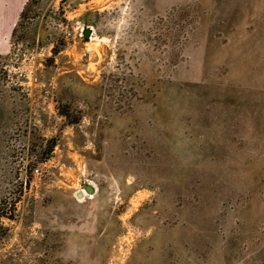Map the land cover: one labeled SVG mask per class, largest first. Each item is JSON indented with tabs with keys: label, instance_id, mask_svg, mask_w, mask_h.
I'll list each match as a JSON object with an SVG mask.
<instances>
[{
	"label": "rangeland",
	"instance_id": "374dc122",
	"mask_svg": "<svg viewBox=\"0 0 264 264\" xmlns=\"http://www.w3.org/2000/svg\"><path fill=\"white\" fill-rule=\"evenodd\" d=\"M10 43L0 264H264V0H37Z\"/></svg>",
	"mask_w": 264,
	"mask_h": 264
},
{
	"label": "crops",
	"instance_id": "0c3cea01",
	"mask_svg": "<svg viewBox=\"0 0 264 264\" xmlns=\"http://www.w3.org/2000/svg\"><path fill=\"white\" fill-rule=\"evenodd\" d=\"M28 0H0V54L10 52L11 35Z\"/></svg>",
	"mask_w": 264,
	"mask_h": 264
},
{
	"label": "water",
	"instance_id": "95a60500",
	"mask_svg": "<svg viewBox=\"0 0 264 264\" xmlns=\"http://www.w3.org/2000/svg\"><path fill=\"white\" fill-rule=\"evenodd\" d=\"M90 28H85L84 32H83V37L86 39L89 37L90 35ZM84 189L86 190L87 193L92 194L94 193V187L92 186V184L87 183L84 185ZM76 196L78 198H81L83 196V193L81 191L77 192Z\"/></svg>",
	"mask_w": 264,
	"mask_h": 264
},
{
	"label": "trees",
	"instance_id": "16d2710c",
	"mask_svg": "<svg viewBox=\"0 0 264 264\" xmlns=\"http://www.w3.org/2000/svg\"><path fill=\"white\" fill-rule=\"evenodd\" d=\"M36 1H37V0H28V1L26 2V4L24 5L23 9H22L21 12H20V15H19L18 21L16 22V24H15V26H14V28H13L12 35H11V39L13 38V36H14V34H15V32H16V29H17V26L19 25V21H20V19H21L22 16L25 15L26 12L28 11V6H29L30 4L35 3Z\"/></svg>",
	"mask_w": 264,
	"mask_h": 264
},
{
	"label": "built area",
	"instance_id": "2783aa9c",
	"mask_svg": "<svg viewBox=\"0 0 264 264\" xmlns=\"http://www.w3.org/2000/svg\"><path fill=\"white\" fill-rule=\"evenodd\" d=\"M82 31H83V30H81L80 35H82ZM65 33H66L67 36L71 35V32H70V31H66ZM89 38H90V36H89ZM86 44H87V43H86ZM88 50H89L88 48H85V51L83 52L82 55H86L87 52H88ZM38 170H39L38 168H35V169H34V172H38Z\"/></svg>",
	"mask_w": 264,
	"mask_h": 264
},
{
	"label": "bare ground",
	"instance_id": "6f19581e",
	"mask_svg": "<svg viewBox=\"0 0 264 264\" xmlns=\"http://www.w3.org/2000/svg\"><path fill=\"white\" fill-rule=\"evenodd\" d=\"M84 193V192H83Z\"/></svg>",
	"mask_w": 264,
	"mask_h": 264
}]
</instances>
